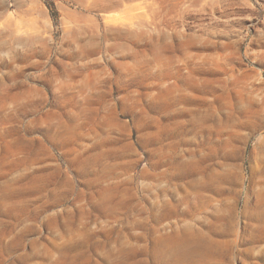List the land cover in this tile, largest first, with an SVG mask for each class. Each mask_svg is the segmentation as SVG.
Masks as SVG:
<instances>
[{
  "label": "rangeland",
  "instance_id": "rangeland-1",
  "mask_svg": "<svg viewBox=\"0 0 264 264\" xmlns=\"http://www.w3.org/2000/svg\"><path fill=\"white\" fill-rule=\"evenodd\" d=\"M0 264H264V0H0Z\"/></svg>",
  "mask_w": 264,
  "mask_h": 264
}]
</instances>
